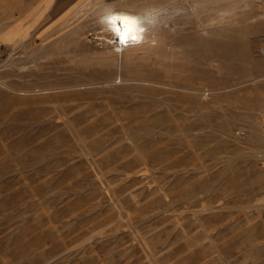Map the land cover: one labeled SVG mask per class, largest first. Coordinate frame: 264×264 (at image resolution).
<instances>
[{"label":"rangeland","instance_id":"1","mask_svg":"<svg viewBox=\"0 0 264 264\" xmlns=\"http://www.w3.org/2000/svg\"><path fill=\"white\" fill-rule=\"evenodd\" d=\"M106 7L157 40L120 51ZM7 28L0 264H264V0H0Z\"/></svg>","mask_w":264,"mask_h":264},{"label":"bare ground","instance_id":"2","mask_svg":"<svg viewBox=\"0 0 264 264\" xmlns=\"http://www.w3.org/2000/svg\"><path fill=\"white\" fill-rule=\"evenodd\" d=\"M123 7H117V8H115V7H106L105 11L102 13V17H103L102 21H103V24H104V28L106 27L108 30H110L111 33H114L115 36H116V44H115V46H119L120 51H122L124 49V47H129V46L130 47H138V46L142 45L145 42H147L146 44H148V43L154 41L156 39V37L154 35L150 34V30L151 29L148 28V24L146 23L147 20H149L147 22L153 23L154 22V15H151V14L148 15V14H146L144 12L146 14L145 15L144 13H138L136 10H135L136 11L135 12L132 9L129 10V9H126V8H123ZM118 16L119 17H130V18H133V19L132 20H128L126 22H121L120 20H115L114 19L113 22H111V23L109 22V19H108L109 17L115 18V17H118ZM114 28H119L122 33H126L127 34V37H126L127 38V43L126 44L124 42H122L121 37H119L116 34V32L113 31ZM141 29H142V31H141ZM148 46H151V45H148ZM249 139L251 141L264 143V133L255 132V135L253 137L250 136ZM261 154L264 155V151Z\"/></svg>","mask_w":264,"mask_h":264},{"label":"snow or ice","instance_id":"3","mask_svg":"<svg viewBox=\"0 0 264 264\" xmlns=\"http://www.w3.org/2000/svg\"><path fill=\"white\" fill-rule=\"evenodd\" d=\"M108 19H109V22L111 23V22H113L114 19L115 20H120L121 22H126L128 20H132L133 18H130V17H119L118 16V17H115V18L109 17ZM113 31H115L116 34L119 37H121L122 42H124L125 44L127 43V38H126L127 37V34L126 33H122L119 28H114ZM141 31H142V29H141Z\"/></svg>","mask_w":264,"mask_h":264},{"label":"crops","instance_id":"4","mask_svg":"<svg viewBox=\"0 0 264 264\" xmlns=\"http://www.w3.org/2000/svg\"><path fill=\"white\" fill-rule=\"evenodd\" d=\"M8 30H10V28L8 29H5V30H3V31H1L0 32V44H4V45H7V44H11V43H13L14 41H15V39H17L18 38V35H13L14 37L11 39H8V38H6V37H4L5 36V32H7Z\"/></svg>","mask_w":264,"mask_h":264},{"label":"built area","instance_id":"5","mask_svg":"<svg viewBox=\"0 0 264 264\" xmlns=\"http://www.w3.org/2000/svg\"><path fill=\"white\" fill-rule=\"evenodd\" d=\"M258 52H259L260 54L264 55V42H262V43L259 45V47H258ZM235 134H236L237 136L243 137V136L246 135V131H245L244 129H240V128H238V129L235 130Z\"/></svg>","mask_w":264,"mask_h":264}]
</instances>
